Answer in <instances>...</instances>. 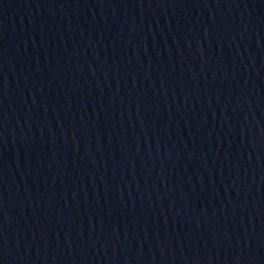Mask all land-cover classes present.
Masks as SVG:
<instances>
[{"label": "water", "instance_id": "1", "mask_svg": "<svg viewBox=\"0 0 264 264\" xmlns=\"http://www.w3.org/2000/svg\"><path fill=\"white\" fill-rule=\"evenodd\" d=\"M0 264H264V0H0Z\"/></svg>", "mask_w": 264, "mask_h": 264}]
</instances>
